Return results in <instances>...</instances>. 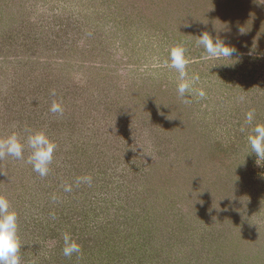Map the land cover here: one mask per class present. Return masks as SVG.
<instances>
[{
	"label": "rangeland",
	"instance_id": "rangeland-1",
	"mask_svg": "<svg viewBox=\"0 0 264 264\" xmlns=\"http://www.w3.org/2000/svg\"><path fill=\"white\" fill-rule=\"evenodd\" d=\"M205 31L236 49L226 66L195 46ZM180 43L206 93L189 103L168 67ZM250 109L264 123V0H0V137L25 143L0 159V194L22 264H264ZM25 129L57 144L47 176ZM66 232L80 255H63Z\"/></svg>",
	"mask_w": 264,
	"mask_h": 264
},
{
	"label": "clouds",
	"instance_id": "clouds-1",
	"mask_svg": "<svg viewBox=\"0 0 264 264\" xmlns=\"http://www.w3.org/2000/svg\"><path fill=\"white\" fill-rule=\"evenodd\" d=\"M196 37L195 46L203 48L206 53L204 59L212 60L214 66L225 65L222 61L226 58H233L236 52V49L228 45L222 38L219 36L214 38L207 31ZM187 53L188 48L183 43L175 45L170 49V63H168V67L178 73L179 83L176 90L178 96L185 103L190 102L189 97L193 94L201 99L206 95L203 89L195 90L193 88V85L200 80V76L198 74L189 75L188 65L190 61ZM51 95H56L55 90H52ZM240 100L243 101L244 97L241 96ZM49 111L57 116H62L64 107L61 102L53 100ZM256 116L255 109H250L245 113L241 132L248 131L246 140L250 154L254 153L257 164L261 165L260 162H264V123L256 122ZM13 127L15 128V125ZM25 130L28 132L26 144L30 149V154L25 162L31 165L32 170L39 176H47L57 144L44 131ZM24 153L25 143L21 141L17 131L14 130L9 135L0 137V159L9 156L16 160H24ZM91 182L92 177L88 175L78 177L76 180L77 184H91ZM64 190L70 192L72 190L71 185H65ZM63 243V255L65 257H71L73 254L80 255L81 245L72 237L71 233H64ZM22 247L18 213L11 207L9 199L0 194V264H22Z\"/></svg>",
	"mask_w": 264,
	"mask_h": 264
}]
</instances>
